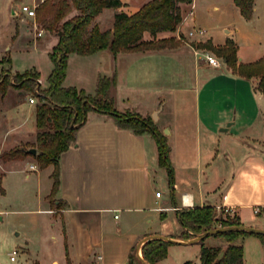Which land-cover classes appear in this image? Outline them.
<instances>
[{
	"label": "crops",
	"instance_id": "0c3cea01",
	"mask_svg": "<svg viewBox=\"0 0 264 264\" xmlns=\"http://www.w3.org/2000/svg\"><path fill=\"white\" fill-rule=\"evenodd\" d=\"M121 1L123 5L119 8L103 9L98 19L106 17L108 20L109 15L112 28L117 11L131 14L149 0H142L140 4ZM231 1L232 4L223 5L198 4V0H192L176 32L187 36L185 26L189 21L192 26L197 24L204 28L205 33L222 24L224 35L217 42H213L214 35L205 36V33L194 36L193 40H211L214 45H222L231 38L237 47L238 62L256 61L264 55V2L255 0L252 17L245 19ZM216 12L234 14L237 25L229 27L231 22L221 16H216L212 27L205 25L208 24L207 16ZM181 40L174 48L116 55L109 49L90 55L68 54L63 86H74L92 95L84 86L70 83L68 64L72 59L84 62L98 57L100 69L96 71L95 85L100 76L116 73V110L153 119L170 146L173 189L168 184L166 169L159 165L157 143L150 133L137 134L132 129L119 127L108 113L89 111L86 122L76 131V140L59 156V187L54 199L61 208L51 206L48 200L54 167H44L50 168L51 183L49 191L39 197L44 205L36 210L50 215L48 226L55 227L57 232L50 236L54 243L60 241L61 252L53 253L39 237L26 239V264L35 261L61 264L62 259L56 256H65L62 230L57 223L51 222L56 216L65 220L74 264H97L99 261L128 264L132 249H136L137 255L142 246L141 243L138 249V244L147 236L180 237L185 229L174 207L184 210L212 206L219 212L218 207L228 205L242 225L264 229V93L257 88L255 77L240 76L225 61L218 67L211 66L189 42ZM171 61L179 67L176 84L169 82L170 68L166 63ZM52 68L53 64L49 73ZM38 73L39 85L46 88L49 73L46 77ZM139 76L158 77L163 82L148 87L136 81ZM22 101L26 115L17 125L4 130V136L9 132L7 139L9 135L11 139L5 147L16 142L18 137L31 139L30 143L36 141L34 107L26 98ZM2 116L4 114H0V122ZM24 161L36 173L44 169L26 159L16 163ZM4 174L3 171L0 175V190L3 191ZM161 177L165 189L157 186ZM158 190L160 196H156ZM182 194L189 197L186 207L181 203ZM255 207L259 208L258 212L254 211ZM0 217L2 221V215ZM122 226L129 228L130 233L115 246L114 255L107 254V230L119 231ZM215 238L208 236L204 243L227 246L226 242H216ZM234 243L243 247V264L248 258V248H252L256 256L254 264L264 262V241L259 236H239ZM97 246L101 247L100 251ZM200 249L198 242L170 244L167 256L158 264L200 263Z\"/></svg>",
	"mask_w": 264,
	"mask_h": 264
},
{
	"label": "trees",
	"instance_id": "16d2710c",
	"mask_svg": "<svg viewBox=\"0 0 264 264\" xmlns=\"http://www.w3.org/2000/svg\"><path fill=\"white\" fill-rule=\"evenodd\" d=\"M192 0H149L137 11L128 14L117 11L114 14L112 28L100 30L97 24H92L95 17L105 8H119L123 5L121 0H58L54 13L45 19L48 25L55 24L60 27L61 34L49 53L53 68L47 77L48 86L41 88L38 83V72H27L16 75L20 87L29 91L35 90L38 102L35 104L36 154L26 152L24 146H19L1 154V157L12 159L18 155H31L38 163L39 168L53 165L51 174L53 184L49 196H55L59 187V156L75 140L76 131L86 122L89 111L108 113L115 119L121 128L132 129L135 133H150L156 140L158 147V162L167 171L168 184L173 189L174 170L170 161V146L166 137L157 128L153 119L133 112H119L114 106V88L116 73L111 76H100L97 80L95 94H86L83 89L74 86H63L66 75L67 58L69 53L90 55L103 49H109L114 55L119 52L146 51L163 48H174L181 42L174 37L157 38L163 31L174 32L182 20L181 3H190ZM255 0H233L240 14L250 19L253 14ZM41 2L36 10L40 7ZM76 13L59 22L71 10ZM148 32L150 39H144ZM196 48H205L213 51L218 57L240 76L257 79V88L264 93V55L256 61L238 62L235 42L228 38L222 45H214L211 40L190 43ZM8 84L0 87V94L6 90ZM34 92V91H33ZM2 190V189H1ZM3 191V190H2ZM48 196V197H49ZM54 206L59 204L53 200ZM176 215L181 226L185 229L178 238H191L194 234L206 230L242 225L236 215L217 214L212 206L194 207L184 210L176 209ZM257 235L264 241V235L251 234L239 231H227L213 234L227 243L225 253L217 264H243V247L235 244L239 236ZM204 239L198 243L200 249V264H212L222 245H206ZM169 242L161 239H151L141 246L142 257L150 264L158 262L167 256ZM133 251V249H132ZM143 264L133 252L128 256V264ZM184 264H191L187 261Z\"/></svg>",
	"mask_w": 264,
	"mask_h": 264
},
{
	"label": "rangeland",
	"instance_id": "374dc122",
	"mask_svg": "<svg viewBox=\"0 0 264 264\" xmlns=\"http://www.w3.org/2000/svg\"><path fill=\"white\" fill-rule=\"evenodd\" d=\"M32 1L33 0H0V87L8 84L3 95L0 94V114H4V116L1 117L2 121L0 122V175L3 171L5 172L3 175L4 177L2 178L4 191L0 190V210H2V212H0V215H2V221H0V264H26L24 262L26 239L29 240L39 237L40 242H43V244L47 245V247L49 246V249H51L53 253L61 252L62 249L60 241L54 243L53 238L50 236V234L56 232L55 227L51 228L48 226L50 215L36 210L44 205L42 200L39 198L40 195H44L49 191L51 179L48 174L50 168H44L40 173H36L33 171L34 169L29 167L28 162L24 161L22 163H16L20 160L26 159L31 163H35L36 167H38L37 161L31 155H18L12 159L1 157V154L9 152L19 146L29 148L30 146L36 145L35 141L30 143L31 139L18 137L16 142L12 141V143H9V145L11 144L10 146L8 145V147H5L10 139V135L7 139L9 132L4 136V130L17 125L26 115L24 113L25 111H23L24 103L22 99H25L27 95H33L35 97V103L32 104V107L34 108L35 104L38 102V98L34 95L35 90H33V92L27 90L25 87H20L16 80V75L22 74L25 71H38L41 75L46 77L53 64L49 53L52 51L54 41H57L58 36L61 34H59V32H61L60 27L55 26V24L48 25V22L45 20L49 19L53 15L54 7L52 4H56V1L58 2V0H45V2L42 3L36 10L34 17H27L21 12L18 14L12 12V10L15 9L18 11L22 4H31ZM141 1L142 0H127L125 4H140ZM36 2H39V0H36ZM230 2L232 1L198 0V4H232ZM191 3L192 1L190 3H181L182 17L189 8L188 4ZM257 4H260V1H258ZM75 13L76 10L71 9L59 22V24ZM216 16H221L225 20L230 21L231 23L228 26L231 28H234L235 25H237L234 14L232 15L227 13L226 15H219V12L209 14L207 16L208 24L205 25L212 27V25L215 24L214 22L216 20ZM108 18V20L106 17H99L98 19L96 16L92 24H97L100 30L110 29L111 21L109 15ZM221 25L222 24H218L204 35H214L213 42H217L218 39L224 35ZM178 27L179 24L173 34L169 31L159 32L157 34V38L174 37L175 40L181 42L183 33L181 34V31H178V33L176 32L179 29ZM196 27L201 26H198L197 24L192 26L189 21L188 25L185 26L187 35L190 30ZM40 30H42V35L39 36L37 33ZM226 32H228V30H226ZM143 38L147 40L150 39L151 36L148 32H145ZM184 38L189 43L192 41L196 43L199 42L196 39L193 40L194 37L185 36ZM211 52L216 55L213 51ZM99 59L98 57H93L85 60L84 62H79L77 59L69 61L68 68L71 76L69 79L70 83L73 85L84 86L89 89L92 95H94L93 91H95L96 86L94 78L96 71L100 69ZM166 64L169 65L170 68L169 82L170 84H176L179 80L176 75L179 72V67L173 61ZM159 65H162L161 61ZM150 79L152 78H145L142 76L136 77V81L139 84L144 86L148 85V87L163 82L158 77L152 80ZM165 82L167 83L168 81L165 80ZM30 122L31 119L29 120V125ZM26 174H29V176L26 177ZM157 186L161 189L166 188L163 185L162 177L158 181ZM48 200L50 201L51 206H54V196H49ZM217 214L219 215L221 213L217 212ZM51 222L54 224L57 223L60 230H62L64 239L65 256L62 257L60 255L56 257L62 259L61 264H74L64 218L61 216L52 217ZM128 230L129 228L125 226H122L119 231H115L114 229L107 230V242L105 243L107 254L114 255L113 252H115V246L119 244V241L122 238L125 239V237H127L130 233ZM215 239L216 242L218 240H223L219 237ZM77 246L79 247L80 244L77 243ZM96 248L99 251L101 250V247L99 246ZM13 249L17 250L15 261L10 260V254ZM39 251L40 250L36 252ZM78 251L81 252V249ZM132 252L134 257H136L135 248ZM139 254L142 256L141 248ZM247 257L248 258H245L244 264H254L256 256L252 248L247 249ZM33 264L39 263L38 261H35ZM54 264H57V262ZM133 264L137 263L134 262ZM191 264L200 263L192 261ZM261 264H264V262Z\"/></svg>",
	"mask_w": 264,
	"mask_h": 264
},
{
	"label": "built area",
	"instance_id": "2783aa9c",
	"mask_svg": "<svg viewBox=\"0 0 264 264\" xmlns=\"http://www.w3.org/2000/svg\"><path fill=\"white\" fill-rule=\"evenodd\" d=\"M43 2V0H39V2H36V0H33L31 4H27V3H24L22 4L20 7H19V10L17 11L16 9L15 10H12L13 13H16L18 14L19 12L23 13L25 16L27 17H34L35 14H36V8L37 6ZM184 20V18L181 20V22ZM180 22V23H181ZM205 33V30L204 28L202 27H196V28H193L192 30H190L188 32V35L187 37H194L195 35L197 36H200V35H203ZM39 36L42 35V30H40L38 33H37ZM181 38V37H180ZM181 39L185 40L184 37H182ZM195 52L202 56L203 59L211 66H215V67H218L220 66L221 64L224 63V60L216 55H214L210 50L208 49H205V48H195ZM26 99L28 101V103L30 104H33L35 103V97L33 95H27L26 96ZM161 195V191L158 190L156 191V196H160ZM181 203H182V206L186 207L187 205H189V197L187 194H182L181 195ZM175 209H178L179 207H174ZM163 209V208H161ZM219 209V212L225 216V215H230V216H233L234 214L232 213V207L231 206H228V205H225V206H221V207H218ZM254 211L255 212H258L259 211V208L258 207H255L254 208ZM115 216H117V214H115ZM17 254V250L13 249L11 251V254H10V259L11 260H15V255ZM98 258H101V256L99 255ZM97 264H103L102 262H97Z\"/></svg>",
	"mask_w": 264,
	"mask_h": 264
},
{
	"label": "water",
	"instance_id": "95a60500",
	"mask_svg": "<svg viewBox=\"0 0 264 264\" xmlns=\"http://www.w3.org/2000/svg\"><path fill=\"white\" fill-rule=\"evenodd\" d=\"M61 32H59L60 34ZM155 117V116H154ZM26 152L29 154H36V148L31 147L26 149ZM1 219V217H0ZM227 231H239V232H247L251 234H258V235H264V229L258 228V227H253V226H247V225H234V226H223V227H217V228H212L209 230H206L204 232L194 234L193 237L183 239V238H176V237H169V236H164V235H151L147 236L138 244V249L141 246V243L143 244L144 242L151 240V239H161L164 241L169 242L170 244H177V243H194V242H199L200 240L207 238L208 236H212L213 234L220 233V232H227ZM137 257L143 264H150L147 262L140 254L139 250H137ZM225 253V248H222L215 260L213 261L212 264H217L221 258L223 257Z\"/></svg>",
	"mask_w": 264,
	"mask_h": 264
}]
</instances>
